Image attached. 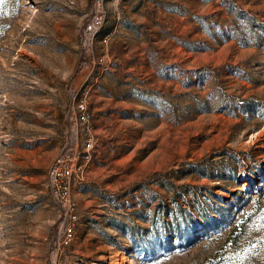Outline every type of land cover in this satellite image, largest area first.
Returning a JSON list of instances; mask_svg holds the SVG:
<instances>
[{
  "label": "rangeland",
  "instance_id": "1",
  "mask_svg": "<svg viewBox=\"0 0 264 264\" xmlns=\"http://www.w3.org/2000/svg\"><path fill=\"white\" fill-rule=\"evenodd\" d=\"M0 264H264V0H3Z\"/></svg>",
  "mask_w": 264,
  "mask_h": 264
},
{
  "label": "built area",
  "instance_id": "2",
  "mask_svg": "<svg viewBox=\"0 0 264 264\" xmlns=\"http://www.w3.org/2000/svg\"><path fill=\"white\" fill-rule=\"evenodd\" d=\"M99 25V20L95 18L87 25V30L90 32ZM76 122L82 126H87L89 123V112L85 100L79 101L75 105ZM90 144H87L85 152L82 154V163L79 165L68 164L61 160H57L50 172V193L55 201L67 207L68 224L64 231L62 239L63 245H68L74 236V224L76 216L72 214L73 203L71 202V183L76 178L81 179L82 173L85 170L87 163L90 160L89 149Z\"/></svg>",
  "mask_w": 264,
  "mask_h": 264
},
{
  "label": "snow or ice",
  "instance_id": "3",
  "mask_svg": "<svg viewBox=\"0 0 264 264\" xmlns=\"http://www.w3.org/2000/svg\"><path fill=\"white\" fill-rule=\"evenodd\" d=\"M3 3V0H0V4H2Z\"/></svg>",
  "mask_w": 264,
  "mask_h": 264
}]
</instances>
